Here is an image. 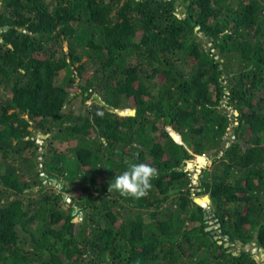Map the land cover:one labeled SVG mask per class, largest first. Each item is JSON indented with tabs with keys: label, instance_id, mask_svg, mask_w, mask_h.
I'll list each match as a JSON object with an SVG mask.
<instances>
[{
	"label": "trees",
	"instance_id": "1",
	"mask_svg": "<svg viewBox=\"0 0 264 264\" xmlns=\"http://www.w3.org/2000/svg\"><path fill=\"white\" fill-rule=\"evenodd\" d=\"M0 29V264H256L264 0H0Z\"/></svg>",
	"mask_w": 264,
	"mask_h": 264
},
{
	"label": "clouds",
	"instance_id": "2",
	"mask_svg": "<svg viewBox=\"0 0 264 264\" xmlns=\"http://www.w3.org/2000/svg\"><path fill=\"white\" fill-rule=\"evenodd\" d=\"M158 176V170L146 163L129 161L124 171L116 174L108 191L115 190L121 196L139 199L147 195L151 189V181Z\"/></svg>",
	"mask_w": 264,
	"mask_h": 264
},
{
	"label": "rangeland",
	"instance_id": "3",
	"mask_svg": "<svg viewBox=\"0 0 264 264\" xmlns=\"http://www.w3.org/2000/svg\"><path fill=\"white\" fill-rule=\"evenodd\" d=\"M63 43V45H64V48L66 49V42L64 41V42H62ZM221 104H222V107L224 108V110L228 113V115H231V113H233L234 114V116H236L237 115V111L236 110H234L233 108H232V106L230 105H227V98H224L222 101H221ZM132 111H134V110H132V109H130V110H126V111H121L120 113L121 114H126V113H129V114H133V113H130V112H132ZM228 135V134H227ZM45 136L44 135H39V137H38V140H37V142L39 143V144H41L42 143V138H44ZM225 138V145L227 146L228 145V143H229V135L228 136H224ZM221 153H218V156L220 155ZM201 157H203V160L201 161V162H197V163H194V162H192V161H189L187 164H186V169H188L189 170V172H191L192 174H193V184L195 185V186H197L198 185V182H197V177H198V174H199V172H200V170H201V167L202 166H205V165H209L210 163H211V159L214 157V155H213V153L212 152H209V153H207V154H205V155H203V156H201ZM43 183H45V181L43 182ZM48 185H49V183H48ZM47 187H49V186H47ZM60 187V184L59 183H57V184H54L53 185V188L54 189H58ZM35 190H33V192H34ZM32 192V193H33ZM194 197H198V198H200V197H202V196H196L194 193L192 194ZM68 198V197H67ZM70 200H69V198L68 199H66V202H69ZM208 204V203H207ZM206 205V204H205ZM205 205H202V206H205ZM77 220H78V218H77ZM209 226L211 227V229H214V228H216L217 227V224H215V222L213 221V220H210L209 221ZM228 245H229V243H228ZM227 245V246H228ZM242 247V245L241 244H239V242L237 243V246L236 247H234V250L237 252L240 248ZM245 250H247V251H250L252 254H253V260L255 261V263L256 264H264V254L263 253H259L258 252V250L256 249V247L254 246V244L253 243H248V244H246L244 247H243Z\"/></svg>",
	"mask_w": 264,
	"mask_h": 264
},
{
	"label": "water",
	"instance_id": "4",
	"mask_svg": "<svg viewBox=\"0 0 264 264\" xmlns=\"http://www.w3.org/2000/svg\"><path fill=\"white\" fill-rule=\"evenodd\" d=\"M0 32H1V29H0ZM130 113H134V111H132V112H130ZM166 130H169V131H170L171 129H170V127H167ZM186 146H187V145H186ZM187 147H188V146H187ZM201 198H207V202H208V203L210 202V199H209L208 195H204V196H202ZM198 199H199L198 197H194V199H193L194 202H195L196 204H199ZM74 220L76 221L77 218H74ZM206 229H207V230H210L211 227H207ZM239 244H241V243L239 242ZM227 245H228V243H225V244H224V246H227Z\"/></svg>",
	"mask_w": 264,
	"mask_h": 264
}]
</instances>
